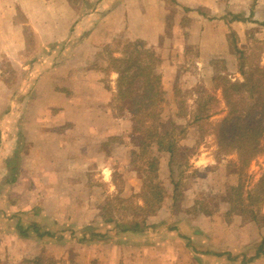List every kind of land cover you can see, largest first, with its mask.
Segmentation results:
<instances>
[{
  "label": "crops",
  "instance_id": "1",
  "mask_svg": "<svg viewBox=\"0 0 264 264\" xmlns=\"http://www.w3.org/2000/svg\"><path fill=\"white\" fill-rule=\"evenodd\" d=\"M263 12L264 0L251 19L238 15L230 0H0V264L41 256L58 238L54 228L114 227L102 218L104 193H141L137 207H144L146 175L130 168L132 120L111 107L118 103V74L113 71L115 87L106 85L107 66H94L97 57L119 58L115 44L140 40L169 68L196 53L195 64L212 73L213 59L232 69L231 33L242 45L261 27L255 21L263 23ZM154 151L162 203L139 232L96 239L107 243H99L107 261L264 264V254L255 258L264 228L254 221L199 212L173 220L170 156L161 152L160 159ZM114 176H122L119 192ZM167 213L172 218H163Z\"/></svg>",
  "mask_w": 264,
  "mask_h": 264
},
{
  "label": "rangeland",
  "instance_id": "2",
  "mask_svg": "<svg viewBox=\"0 0 264 264\" xmlns=\"http://www.w3.org/2000/svg\"><path fill=\"white\" fill-rule=\"evenodd\" d=\"M230 1L231 5L239 8L238 15L242 18L247 16L245 17L246 19H251L253 17L252 12L259 0ZM80 9L83 10L81 5ZM259 17L262 19L264 17V12L262 15L260 14ZM229 18H231V15ZM262 21L264 22V19ZM259 23L262 22L255 21V24L261 27L249 31L242 45H240V40L237 38V46L244 49L246 54L245 72L249 71L250 64L255 63L256 60L260 66L264 68V26L262 25L263 23ZM26 36L27 40H32V36L27 31ZM122 40L123 39H120V41ZM229 40L231 43V37ZM112 50H117L119 53L121 51L120 57H122V52L124 51L123 44H115ZM232 52L236 58V65H233L234 68L232 69L229 68V64L226 60L213 59L211 62V66L213 67L212 73L209 68L207 69L204 68V66L200 67L196 65L194 61L196 59V53H191L189 57L190 61L186 60V56L181 58L177 57L174 61L178 63V67L174 64L171 66H175V69L169 68L167 60H161V64L158 65L156 70L157 73L162 75L166 99L162 115V132L173 131L177 141V151L175 152L174 162L172 167L169 166V171L172 169L173 172L172 179L179 184V188L175 194L176 202L173 203L171 208L173 220L175 222L191 219L193 216L198 215V212L193 209L196 204L199 210L201 206L211 211L217 209L218 211L213 214L217 217L216 220H218V218L226 220L228 217L227 212L230 209V205L226 202L230 188L238 186L241 181V183L244 184V196L246 197V192L251 190L254 191L256 185L264 175L263 155H259L254 158L248 166H244L238 160L236 152L221 150L215 135L219 128V123L228 112L222 100V89L215 90V87L219 84V82L215 81V78L227 77L232 82L244 81V77L239 72V65L243 63V60H239V56L234 53L233 50ZM103 55L104 56L97 57L93 65L97 66V68L106 65L107 69L105 70L103 68L105 70L106 85L115 87L117 75L113 72V66L109 64L110 57L106 55V53ZM157 55L159 56L158 53ZM159 58L161 57L159 56ZM163 77H166V80H164ZM180 80L182 87H179L178 84ZM206 92L215 95L218 99V102H211L209 104V106L212 107V111H217L216 116L200 124H194L193 115L194 112L198 110L196 101L204 97ZM111 107L114 113L131 117L126 110L121 113L122 111H120V105L118 103L111 104ZM116 143H118V140L111 141L110 146ZM128 143L131 152H133L136 147L132 143L131 138ZM155 153L157 154V152ZM158 154L161 159V152H158ZM205 157L208 161H206ZM200 159H202V161ZM131 163H133V165ZM131 163L130 168L133 170L136 169L137 171H139V168L143 164L142 162L139 163V161H134L133 153ZM141 168L146 167L143 165ZM114 180L118 181L117 191L119 192L123 189V184L121 183L122 176H114ZM128 194L129 192L127 195ZM140 195L141 193L139 195L131 193L125 198L120 194L112 198L110 196H105L104 193L102 196V206L107 208L109 203L112 204L114 219L121 224L129 222L132 218L141 219V215L133 213V211L139 210L137 206L140 201ZM124 208L126 210H124ZM251 208L255 211L260 210L262 214H264V202ZM165 217L172 218V215L170 216V214L167 213V216H163V218ZM260 226L262 227L263 225ZM95 229L96 232L105 234L106 236L118 232L115 226L110 229L102 227ZM53 232L56 233L58 237L57 239L53 238L54 246H48L49 248L46 251L44 250L41 254V256H44L43 258L47 261V264H110V262L107 261V259H109V253L104 254L99 247V243H103V246L107 243L104 244V242L99 240H96L98 242H94L97 245H95L93 241L92 243L87 242L89 244L80 242L79 240H81L82 235L78 229H64L62 231L60 228H54ZM72 233H74V235H71ZM86 238H88V236ZM22 264H25V262Z\"/></svg>",
  "mask_w": 264,
  "mask_h": 264
},
{
  "label": "trees",
  "instance_id": "3",
  "mask_svg": "<svg viewBox=\"0 0 264 264\" xmlns=\"http://www.w3.org/2000/svg\"><path fill=\"white\" fill-rule=\"evenodd\" d=\"M262 25L264 26V22ZM230 37L232 50L239 56V60H243L239 65V72L244 77V81L232 82L227 77L215 78V81L219 82L215 90L222 89V100L228 109L215 135L221 150L236 152L238 160L244 166H248L254 158L259 155L264 156V68L256 60L255 63L250 64L249 71L245 72V50L237 46L235 33H231ZM123 47L122 57L111 56L109 64L118 74L117 102L120 111L123 113L126 110L131 116V139L136 147L133 151L134 161L142 162L141 167L143 165L146 167L139 168V171L146 175L144 181L146 192L141 197L144 207L133 211L136 215H141V219L132 218L129 222L117 223L114 219L113 205L109 203L107 208L103 207V220L114 224L118 233L139 232L140 224L144 223L145 226L148 217L153 216L162 203L164 191L156 182L159 159L154 147L158 152L169 154L171 167L177 151V141L173 131L162 132V115L166 99L162 75L156 71L161 64V58L140 40L126 42ZM211 102L216 103L218 99L208 92L196 101L198 110L193 115L194 124H200L216 116L217 111H212V107L209 106ZM170 174L172 178V169ZM173 184L176 194L179 184L174 180ZM246 193L245 197L244 184L241 181L238 186L230 188L226 200L230 205L227 216L239 214L244 222L254 221L264 226V214L260 210L255 211L251 208L264 202V175L255 190ZM196 205L193 209L205 215L212 216L218 211L206 210L202 206L199 210ZM80 234L82 235L80 242L106 239L105 234L98 233L93 228H86ZM262 254H264V238L255 258ZM43 257L27 260L25 264H47Z\"/></svg>",
  "mask_w": 264,
  "mask_h": 264
}]
</instances>
